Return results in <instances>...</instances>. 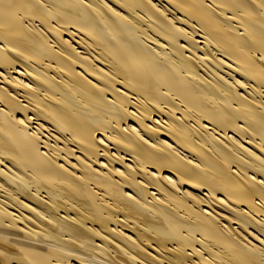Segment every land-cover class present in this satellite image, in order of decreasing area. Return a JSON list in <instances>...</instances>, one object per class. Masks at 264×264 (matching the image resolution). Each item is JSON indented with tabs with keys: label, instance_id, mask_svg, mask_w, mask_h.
I'll use <instances>...</instances> for the list:
<instances>
[{
	"label": "bare ground",
	"instance_id": "6f19581e",
	"mask_svg": "<svg viewBox=\"0 0 264 264\" xmlns=\"http://www.w3.org/2000/svg\"><path fill=\"white\" fill-rule=\"evenodd\" d=\"M0 264H264V0H0Z\"/></svg>",
	"mask_w": 264,
	"mask_h": 264
}]
</instances>
